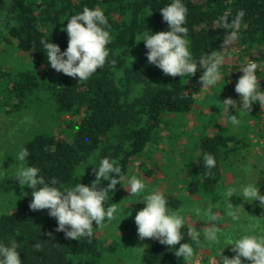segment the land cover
<instances>
[{
  "label": "trees",
  "instance_id": "1",
  "mask_svg": "<svg viewBox=\"0 0 264 264\" xmlns=\"http://www.w3.org/2000/svg\"><path fill=\"white\" fill-rule=\"evenodd\" d=\"M169 2L0 0V112L7 115L32 112L35 117L43 114L42 124H48L22 136L18 149L27 148L29 153L23 163L38 167L46 181L56 179L58 186L77 182L89 185L95 179L92 167L97 166L102 156L115 158L125 177L142 158L144 161L138 167L150 177L151 166L144 165L152 164L147 152L159 140L163 128L173 119L195 112L198 106L209 105L211 113L199 112L200 120L193 130L187 133L178 130L170 140L187 134L186 147L187 150L191 148L189 154L196 166V180L189 188L190 196L217 189L224 163L249 144L241 134L244 125L250 120L256 124L260 121L259 104H253L250 113H243L244 124H231L230 128L239 129L237 134L218 126L212 119L218 110H214L217 100L235 93L239 77L227 76L229 66L233 69L234 64L244 58L261 63L257 77L264 89V0H184L188 8L187 39L195 59L221 50L226 30H214V20L224 13L234 16L238 10L245 11L238 39L222 49V55L233 64H226L225 59L220 69L221 80L201 97L193 94L201 86L197 82L203 69L191 79L163 74L148 63L147 49L138 39L145 29L153 33L169 30L159 11ZM85 5L100 7L107 16L111 26L107 60L115 63L106 62L90 78L79 82L78 78L47 66L40 40L50 39L64 51L69 38L61 29L66 27L68 17L82 11ZM231 46L238 52L230 50ZM11 49L27 58L26 63L17 64L8 56L6 52ZM38 120L40 122V118ZM58 123H63V127L57 126ZM67 130L68 135L65 134ZM205 152L215 157L216 167L211 170L204 167L202 156ZM14 163L19 167L21 162ZM101 183L106 185L107 181L101 178ZM121 187L117 185L113 193H108L105 206L120 202ZM13 190L12 202L16 210L0 212V241L15 240L23 264H120L112 256L116 243L106 245L94 223L91 237L68 239L63 232L55 231L57 222L46 209L30 210V188L19 184ZM166 196L169 208L176 210L181 205L173 194L166 193ZM123 212L124 209L119 213L120 219ZM187 228L184 225L182 231L186 232ZM48 233H52V237ZM37 239L41 242L40 251L32 247ZM185 240L190 241V237L186 236ZM173 251L174 248L155 240L135 264H185V260L177 258Z\"/></svg>",
  "mask_w": 264,
  "mask_h": 264
},
{
  "label": "clouds",
  "instance_id": "2",
  "mask_svg": "<svg viewBox=\"0 0 264 264\" xmlns=\"http://www.w3.org/2000/svg\"><path fill=\"white\" fill-rule=\"evenodd\" d=\"M159 11L163 21L168 24L169 30L153 33L145 29L138 36L147 49L145 55L148 63L162 70L163 74L172 77L187 76L189 79L203 69V74L197 82L201 85L200 91L193 95H204L222 78L220 71L224 63L222 49L238 39L245 11L238 10L234 16L224 13L212 22L214 30L216 28L226 30L221 50H213L201 55L198 59L193 57L187 39L185 25L188 8L184 0H170ZM110 27L103 9L85 5L82 11L69 16L66 27L61 29L69 38L68 46L64 51H61L59 45L50 39L40 40L47 66L58 73L78 78L80 82L90 78L98 69H102L106 62L114 64V60H107L109 57L107 45L111 42ZM260 68L261 63L246 59L238 70L242 75L234 86L235 93L239 94V100L229 97L223 102L220 101L224 116L230 119L233 126L240 123L238 113H250L253 104L264 107V89L258 83L257 77V71ZM230 109H234L235 114H230ZM28 155L27 148L22 147L19 150L16 159L21 163L16 169L15 177L20 185H26L32 190L29 208L33 211L46 209L48 215L57 222L55 231L63 232L68 239L91 237L93 223L95 227H107L116 219L123 209L117 207L119 203L105 206V201L108 193H113L116 186H121L123 182L125 186L122 187L128 191L129 195L137 196L138 202L144 204L134 217L141 241L145 238H154L160 244L174 248V255L177 258L182 257L189 264H192L193 258L201 249L202 241L210 244L219 243L223 225L219 213L214 211L212 205L197 206L190 203L188 207L192 213L193 223L184 232L182 228L186 223V217L181 211L169 208L165 192L159 188H149L145 180L136 175L125 177L115 158L100 157L97 166L92 167L95 179L89 185L77 182L58 186L56 179L46 181L45 177L40 175L38 167L23 163ZM202 159L206 169L211 170L216 167L215 157L211 153L205 152ZM0 171H3V168ZM260 173L261 170L246 168L243 181L234 187L227 188L226 205L229 209H234L229 211L227 216L237 226L244 220L241 212L246 211L242 204L233 207L229 203V197L235 195L247 203L258 201V206L264 210V195L260 194L257 185ZM101 178L107 181L106 185L101 183ZM130 215L131 212L128 216ZM201 220L206 222L197 230L194 224ZM47 235L52 237V233ZM186 236L190 237V241L185 240ZM227 245H231L230 250L234 255L231 257L221 255L225 248L223 247L220 250L219 259L215 258L216 264H248V262L264 264V234L244 230L234 239H230ZM32 247L35 251H40V240L37 239ZM146 247L147 245H144L136 249L145 252ZM0 264H23L15 240L7 243L0 241Z\"/></svg>",
  "mask_w": 264,
  "mask_h": 264
},
{
  "label": "rangeland",
  "instance_id": "3",
  "mask_svg": "<svg viewBox=\"0 0 264 264\" xmlns=\"http://www.w3.org/2000/svg\"><path fill=\"white\" fill-rule=\"evenodd\" d=\"M230 50H235L236 53L238 52L235 46H231ZM6 54L8 56L10 55L17 64L26 63L27 61V58L14 49L9 50ZM225 59H227L226 64H233L228 62V57H224V61ZM246 59L247 58H244L241 62L234 64L233 69L230 68V66L227 70L225 69L227 72L224 71L228 74L227 76L240 77L242 73L238 70ZM230 86L231 84L229 83V87ZM199 97H201V95H199ZM229 97L236 101L239 100V94L237 93L229 94L227 98ZM220 101L223 102V99L217 100L214 110H218L217 113L213 115L214 118L212 120L215 119L218 126L225 127L227 130L231 129L237 134L239 129L235 127H233V129L230 128L231 121L224 116L223 105ZM260 109V121L257 124L251 120L247 121L246 125L243 127L244 133H241L244 134L249 144L243 146L240 151L235 154L236 157L232 158L231 156V158L228 159V163H224L222 166L221 183L217 189L211 193H198L194 196H190L189 188L196 180V166L194 163L195 159H193L191 153L189 154L191 148L187 150L186 147L188 145L187 134L174 137V141L170 140V138L174 136L173 133H176L178 130H182V132L193 130L194 126H197V123H199V112L206 114L211 113L209 105H205L201 108L198 106L196 111L189 115L173 120L171 119V123L163 128L159 135V140L156 141L147 152V154L151 156L152 164H144L146 168L151 166L152 176H146L144 171L138 167V165L144 161L142 158L138 160V163H135L130 173L127 175V177L136 175L143 178L149 188H159L164 191L165 194L168 193L176 196L181 202V205L176 211H181L186 217L185 225L187 227L193 223L192 213L189 211L188 207L190 203L197 206L201 204L204 206L212 205L214 211L219 213L223 225L221 226L222 232L219 237V243L210 244L207 241H202V247L193 258L192 264H216L215 258L217 257V259H219L220 250L223 247L225 248L221 255L233 256L234 253L230 250L231 245L227 244L230 239H234L238 233L244 230L250 233L264 234V210L258 206V201L247 203L238 196L234 195L229 197V203L233 207L242 204L244 210L247 212H241V216L244 217V220L239 226L233 224L227 216V213L229 211H234V209H229L226 205L227 188L234 187L243 181L244 170L246 168L261 170L257 185L260 194L264 195V107H260ZM230 114H235V110L230 109ZM238 117L241 119L240 123L244 124L245 120L243 119V113H238ZM39 118L40 122L38 120ZM44 121L45 118L43 114L35 117L32 112L12 115L0 112V169L3 168V171H0V212L16 210V206L12 201L14 198V186L20 184L15 177L18 166L14 163V161L17 160L18 148L23 140L22 136H27L26 134L29 132L32 134L34 131L41 130V128H45L48 125L42 124ZM57 126L63 127V123H58ZM240 132L242 131L240 130ZM65 134L68 135L70 132L67 130ZM122 186L125 185L122 184ZM121 195L122 197L117 207L124 209V215L121 216V219L118 215L116 220L108 224L107 227H99V235L104 238V243L106 245L116 243V250H114L112 254V256L115 257L114 261L120 264H135L138 262L142 253L136 248L143 247L144 245L148 247L155 242L156 239L145 238L143 241L140 240L134 217L136 212L144 207V204L138 202L139 198L137 196H130L124 187H121ZM127 209L128 212H126ZM130 212L131 215L128 216ZM204 222L206 221H197L194 227L199 230ZM185 264H189V262L185 261Z\"/></svg>",
  "mask_w": 264,
  "mask_h": 264
}]
</instances>
